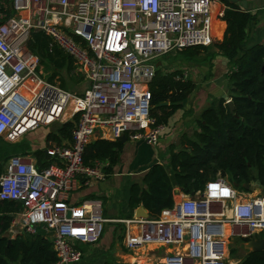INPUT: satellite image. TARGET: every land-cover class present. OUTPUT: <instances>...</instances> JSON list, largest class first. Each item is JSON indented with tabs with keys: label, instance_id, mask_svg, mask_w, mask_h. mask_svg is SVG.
Wrapping results in <instances>:
<instances>
[{
	"label": "built area",
	"instance_id": "built-area-1",
	"mask_svg": "<svg viewBox=\"0 0 264 264\" xmlns=\"http://www.w3.org/2000/svg\"><path fill=\"white\" fill-rule=\"evenodd\" d=\"M214 1L11 0L14 14L0 23V137L16 142L76 117L71 140L44 147L49 165L14 155L0 176V200L21 203L22 230L44 232L56 255L51 264L79 261L78 245L98 242L109 221L102 199L70 201L79 186L105 177L101 163H84L87 144L95 136L157 143L165 125L151 114L150 84L162 68L160 58L213 43ZM32 31L44 32L73 60L88 83L84 91L44 78L39 57L28 49ZM239 193L218 176L169 208L170 217L120 219L122 245L133 253L173 248L162 262L148 264H240L229 259L231 243L264 233V194L243 200Z\"/></svg>",
	"mask_w": 264,
	"mask_h": 264
},
{
	"label": "trees",
	"instance_id": "trees-1",
	"mask_svg": "<svg viewBox=\"0 0 264 264\" xmlns=\"http://www.w3.org/2000/svg\"><path fill=\"white\" fill-rule=\"evenodd\" d=\"M2 3L0 13L4 16L0 18V23L14 14L10 0H3ZM221 4L225 5L222 12ZM210 13L212 42L232 62L228 76L235 87L232 107L219 100L206 108L197 120L194 137L182 134L180 149L170 148L169 169L164 164L154 163L144 174L142 184L130 186L128 208L134 210L142 205L151 218L173 207L175 185L188 195L202 191L208 181L218 176L226 177L233 185L238 183L237 189L241 191H247L244 184L256 180L264 185V43L242 48L251 14L236 3L215 0ZM205 48L194 45L179 53L183 58L190 59ZM28 49L39 57L40 64L45 60L54 69L50 81L57 75L56 71L73 69V60L63 56L56 46H51L49 36L42 31L31 32ZM60 84L65 88L63 80ZM194 86V82L184 78L179 69H157L150 84L151 114L157 123H166ZM162 102L167 104H160ZM75 120L76 117L56 125L47 133L46 141L62 143L71 140ZM122 148L123 143L119 139L94 140L84 151V163L93 165L95 161H107L104 169L110 173L119 160ZM33 154L42 166L51 163L42 149L35 150ZM11 156L0 147V176ZM21 209L19 202L0 200V264L53 263L56 255L51 241L42 230L37 233L24 231L13 238L6 235L14 214ZM260 236L262 234L256 237ZM101 264L112 262L107 260ZM240 264H264V251L247 250Z\"/></svg>",
	"mask_w": 264,
	"mask_h": 264
},
{
	"label": "crops",
	"instance_id": "crops-1",
	"mask_svg": "<svg viewBox=\"0 0 264 264\" xmlns=\"http://www.w3.org/2000/svg\"><path fill=\"white\" fill-rule=\"evenodd\" d=\"M245 1L248 9H244L241 5L236 4L242 10L251 14V18L245 29V40L242 44V48H249L256 44L264 43V0ZM0 2L2 3V1ZM224 7L225 5L221 4V12ZM3 16L4 14L0 13V18ZM231 68V60L219 51L213 43L206 46L205 50L193 59H181L180 64L176 67L171 66L166 60L162 61V68L160 69L163 71L174 69L181 70L184 78L194 82V89L181 102V107L170 116L166 123H164L165 128L161 132L157 143L150 144L142 140H132L128 138L122 142L119 139L123 143V148L120 151L119 160L112 167L111 172H105V177L103 179H92L87 185H81L71 193L70 201L72 203H77L84 198L90 197H98L102 199L103 214L109 219L105 224L103 234L98 242L91 245H78L79 249L82 251V258L72 264H101L107 260L111 261L112 264H148L162 262L164 257L173 251L172 247L147 246V249L133 253L123 247L122 239L125 231V224L119 220L128 219L129 217H149L148 211L142 205L134 210L128 208L129 188L134 183L142 184L144 174L154 163L164 164L169 169L170 148L174 147L175 149H180L179 140L182 134L194 137L193 133L198 128L197 120L200 119L201 113L206 108L215 105L219 100H224L228 105L232 104L231 98L234 95L235 87L228 78ZM72 70L73 69L68 71ZM47 80L56 83V81H54L55 79L50 81L48 78ZM63 81L69 88L66 86L63 88L61 84H58L61 88L69 91L75 90L74 92L76 93L84 91L88 84L87 81H83L82 79L80 83H70L69 85L65 79ZM71 87H73V89ZM64 122L59 123V125ZM50 126L55 127L56 125L52 124ZM37 129L38 128L23 135L18 142L20 143L28 134ZM51 130L53 129L48 130L47 133ZM47 133L43 140L45 143L51 142L46 141ZM0 139L4 141L0 147L4 148V150L12 154V156L20 155L22 157H32L37 159L34 154L29 155L24 153L23 155L11 151V147L9 146L11 142L4 140L2 137H0ZM97 139L103 138L95 136L91 142ZM32 140L35 145L40 143L38 141V136L32 137ZM62 142L66 143L68 141L65 140ZM44 147L39 149H42L43 151ZM97 162L101 163L104 168L108 165L107 161L100 160L95 161L93 165ZM235 188L237 189L236 186ZM246 190L247 191H241L240 189H237V191L240 192L238 195L240 199L246 200L253 196L264 194V185H261L259 181L256 180L251 182L250 188ZM173 191L174 205L187 195L176 185ZM21 211L22 209L16 213L14 221L6 232V235L9 238H13L17 233L24 232L21 225ZM171 215V209H164L158 217L164 218L170 217ZM42 232L40 233L42 234Z\"/></svg>",
	"mask_w": 264,
	"mask_h": 264
},
{
	"label": "rangeland",
	"instance_id": "rangeland-1",
	"mask_svg": "<svg viewBox=\"0 0 264 264\" xmlns=\"http://www.w3.org/2000/svg\"><path fill=\"white\" fill-rule=\"evenodd\" d=\"M0 1H3V0H0ZM199 54L200 53H198L197 55H194L190 59H193L194 57L198 56ZM181 59H185V58H183L179 52H170V53L165 54L164 56H162L160 58V60H163V61L166 60L173 67L174 66L176 67L177 65H179L181 62ZM190 59H185V60H190ZM38 69L41 73L44 74V78H46V79L51 78L53 75V72H54L53 71L54 69L45 60L43 61V63L39 64ZM54 79H55L54 81H56V84H60V82L65 79L67 84L69 85L70 83H80L81 76L79 74H77L76 66L74 64L72 71L64 70V68L58 70L57 76ZM66 87H68V86L66 85ZM71 88L73 89V87H71ZM56 123H59V122H56ZM52 127L53 126L38 128L37 130L28 134L26 136V138L23 139L20 143L18 141L12 142L9 145L11 147L10 150L14 151L18 154L24 155V153H25V154L31 155L34 153L35 150L42 148L44 146H48L49 143H45V141L43 142V140H44V136L47 133V131L54 128V127L53 128ZM37 136H38V141L40 143L35 145L33 143L32 137H37ZM2 142L3 141L0 140V145H2ZM246 241H244V240L240 241L237 239H234L232 241L231 247H230V253H229V259L231 261H238V260L240 262L242 261L243 256L246 254V252L248 250L245 247Z\"/></svg>",
	"mask_w": 264,
	"mask_h": 264
},
{
	"label": "water",
	"instance_id": "water-1",
	"mask_svg": "<svg viewBox=\"0 0 264 264\" xmlns=\"http://www.w3.org/2000/svg\"><path fill=\"white\" fill-rule=\"evenodd\" d=\"M230 1L233 3H237V4L241 5V7L244 9H248V6L246 5L245 0H230ZM60 52L62 53L63 56H66L62 50H60ZM159 67H161V66H159ZM262 69H264V64L262 66ZM160 104H167V102H162ZM229 106L232 107V104H230ZM54 125H59V123H54ZM120 140L122 142H124L126 140V137L121 136ZM46 157H48L47 154H46ZM234 186H238V183H234ZM243 187L245 189H248V188H250V184H244ZM245 247L250 251H264V233L260 237L248 239L245 243Z\"/></svg>",
	"mask_w": 264,
	"mask_h": 264
},
{
	"label": "bare ground",
	"instance_id": "bare-ground-1",
	"mask_svg": "<svg viewBox=\"0 0 264 264\" xmlns=\"http://www.w3.org/2000/svg\"><path fill=\"white\" fill-rule=\"evenodd\" d=\"M216 249H222L225 253L227 252V248L224 249V247L222 245H217L215 246Z\"/></svg>",
	"mask_w": 264,
	"mask_h": 264
}]
</instances>
